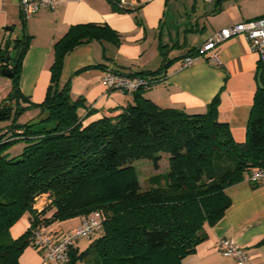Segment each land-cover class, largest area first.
I'll list each match as a JSON object with an SVG mask.
<instances>
[{"label": "trees", "instance_id": "trees-1", "mask_svg": "<svg viewBox=\"0 0 264 264\" xmlns=\"http://www.w3.org/2000/svg\"><path fill=\"white\" fill-rule=\"evenodd\" d=\"M110 1L118 12L132 11L121 0ZM223 1L217 0L215 14ZM21 16L24 32L16 39L13 89L5 101L11 107L0 106V123L9 122L0 129V264H20L41 223L50 227L94 212L102 214L104 228L89 239L93 241L85 251L75 247L68 264H182L208 239L206 227L217 225L231 207L226 190L255 169H264V65L258 63V86L243 143L219 120V96L199 114L161 108L145 98L174 63L167 61L163 45L164 64L158 71L132 74L151 78L155 85L136 92L134 103L120 115L89 122L93 110L82 116L84 100H73L70 85L61 84L65 58L94 40L119 45V35L107 25L72 26L54 46L44 102L23 108L20 78L32 38ZM13 31L0 30L1 70L10 66L1 40ZM198 55L194 48L184 58ZM31 109L40 110L37 120L20 124ZM16 143H23L24 151L12 158L7 151ZM164 156L169 161L166 172L149 176L143 185L134 163L148 160L158 171ZM43 195L49 203L38 211L35 202ZM27 213L30 227L14 238L12 228Z\"/></svg>", "mask_w": 264, "mask_h": 264}, {"label": "crops", "instance_id": "crops-1", "mask_svg": "<svg viewBox=\"0 0 264 264\" xmlns=\"http://www.w3.org/2000/svg\"><path fill=\"white\" fill-rule=\"evenodd\" d=\"M55 11H41L26 20L32 38L23 60L20 106L42 104L51 84L54 46L72 26L107 25L120 38L119 45L92 41L78 46L65 58L61 84H69L73 100L82 99L80 110L88 121L116 117L134 103V97L109 91L103 85L108 70L125 74L156 72L164 64L161 45L167 46V61L174 60L163 82L145 92V98L161 108L183 110L188 114L205 113L219 96V120L228 123L238 143L246 140L247 126L257 91L258 56L242 36L233 37L220 47L222 66L199 59L188 68L182 60L191 49H200L217 32L264 16V0H225L215 14L217 0H128L131 12L115 10L110 0H59ZM20 0H0V30L13 27V39L23 36ZM10 33L8 32L7 35ZM13 46V45H12ZM163 75V74H162ZM164 76V75H163ZM13 81L0 73V106L11 94ZM16 109L14 104L13 116ZM39 109L26 111L20 124L37 120ZM9 125L0 124V128ZM226 195L231 207L213 227H206L208 239L182 264H235L217 249L220 239L236 241L245 249L252 264H264V184L247 179L229 187ZM51 213L47 214L49 217ZM27 213L11 230L18 238L30 227ZM81 218L55 223L53 232H68L80 226ZM93 240H91L92 242ZM82 242V241H81ZM79 242L76 249L83 252ZM86 250V249H85ZM20 264H57L46 261L33 246L25 249ZM80 264V263H79Z\"/></svg>", "mask_w": 264, "mask_h": 264}, {"label": "built area", "instance_id": "built-area-1", "mask_svg": "<svg viewBox=\"0 0 264 264\" xmlns=\"http://www.w3.org/2000/svg\"><path fill=\"white\" fill-rule=\"evenodd\" d=\"M212 2V0H205ZM122 5H131L128 0H121ZM59 0H20L21 12L25 20L36 16L41 11H55L59 8ZM244 37L252 50L258 56V63L264 65V16L254 20L239 23L225 28L207 40L199 49L197 57L190 56L182 60V66L188 68L199 59L207 60L218 67L222 66L220 47L227 40ZM2 64L0 63V67ZM103 85L109 91H117L123 95L133 96L140 90H148L155 85V81L145 76L125 74L119 71L108 70L103 78ZM250 183L264 184V169H255L246 178ZM44 200L39 206L38 201ZM49 203L48 196L43 195L36 199L35 209L42 211ZM104 218L100 212H94L82 218L79 227L68 232H53L41 223L31 234V245L40 250L46 261L57 264H68L71 261V252L82 239H90L102 232ZM217 249L226 259L234 260L235 264H252L251 258L244 248L233 239L223 238L217 242Z\"/></svg>", "mask_w": 264, "mask_h": 264}, {"label": "rangeland", "instance_id": "rangeland-1", "mask_svg": "<svg viewBox=\"0 0 264 264\" xmlns=\"http://www.w3.org/2000/svg\"><path fill=\"white\" fill-rule=\"evenodd\" d=\"M3 123H8V122H3ZM3 123H0V124H3ZM23 151H24V144L23 143H16L8 149L7 153L12 158H14V157L20 156L23 153ZM134 164H135L139 178H140L141 182L143 183V185H145V182L149 176L154 175V174L164 173V172H166V170L169 167V161H168L167 156L163 157V160L161 161V164H160L158 171L155 170L153 164L148 160L137 161ZM43 203H44V200L38 201L39 206ZM81 241H80L81 242L80 247H81V249H83V251H85V249H87L90 246L91 240L82 239Z\"/></svg>", "mask_w": 264, "mask_h": 264}, {"label": "water", "instance_id": "water-1", "mask_svg": "<svg viewBox=\"0 0 264 264\" xmlns=\"http://www.w3.org/2000/svg\"><path fill=\"white\" fill-rule=\"evenodd\" d=\"M18 40L12 38V34L6 35L3 37L1 40V45L4 49L3 52V57L8 56L5 58V63L10 62V66L6 69L1 70L0 68V73L2 76L11 78L12 77V64L14 63V60L17 59V55L19 54V43L17 42ZM13 45V46H12ZM11 107L9 104H4V107ZM12 112L9 113V116L11 117Z\"/></svg>", "mask_w": 264, "mask_h": 264}]
</instances>
